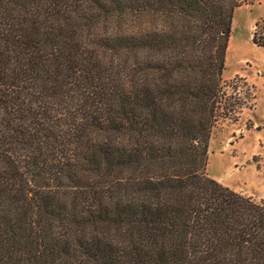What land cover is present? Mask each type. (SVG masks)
Instances as JSON below:
<instances>
[{
  "label": "trees",
  "instance_id": "1",
  "mask_svg": "<svg viewBox=\"0 0 264 264\" xmlns=\"http://www.w3.org/2000/svg\"><path fill=\"white\" fill-rule=\"evenodd\" d=\"M252 1L0 0V264H264V203L205 171Z\"/></svg>",
  "mask_w": 264,
  "mask_h": 264
},
{
  "label": "rangeland",
  "instance_id": "2",
  "mask_svg": "<svg viewBox=\"0 0 264 264\" xmlns=\"http://www.w3.org/2000/svg\"><path fill=\"white\" fill-rule=\"evenodd\" d=\"M257 21L264 22V0L233 12L221 78L228 85L244 78L253 103L236 122L222 121L213 130L205 171L225 187L264 203V51L251 42Z\"/></svg>",
  "mask_w": 264,
  "mask_h": 264
},
{
  "label": "crops",
  "instance_id": "3",
  "mask_svg": "<svg viewBox=\"0 0 264 264\" xmlns=\"http://www.w3.org/2000/svg\"><path fill=\"white\" fill-rule=\"evenodd\" d=\"M232 190V189H231ZM234 191V190H233Z\"/></svg>",
  "mask_w": 264,
  "mask_h": 264
}]
</instances>
